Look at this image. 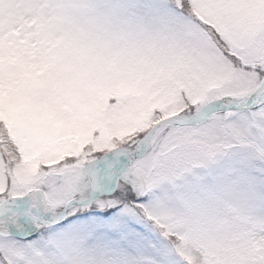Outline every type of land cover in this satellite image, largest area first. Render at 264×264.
<instances>
[{
	"label": "snow or ice",
	"instance_id": "snow-or-ice-1",
	"mask_svg": "<svg viewBox=\"0 0 264 264\" xmlns=\"http://www.w3.org/2000/svg\"><path fill=\"white\" fill-rule=\"evenodd\" d=\"M0 264H264V0H0Z\"/></svg>",
	"mask_w": 264,
	"mask_h": 264
}]
</instances>
